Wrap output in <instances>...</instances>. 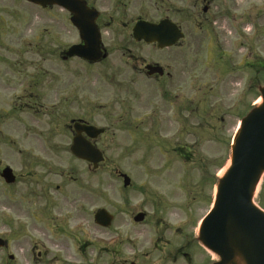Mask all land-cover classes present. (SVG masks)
Returning a JSON list of instances; mask_svg holds the SVG:
<instances>
[{"label": "flooded vegetation", "instance_id": "obj_1", "mask_svg": "<svg viewBox=\"0 0 264 264\" xmlns=\"http://www.w3.org/2000/svg\"><path fill=\"white\" fill-rule=\"evenodd\" d=\"M64 1L74 4V9L65 4L35 5L46 12L51 29L54 24L61 28L60 24L69 23L72 29L66 32L76 38L58 53L51 50L50 56L57 53L63 62L79 61L87 72L96 73L94 83L105 86L114 101V110L106 115L105 132L92 142L100 146L103 136L122 128L138 135L142 151V208L130 214L134 237L127 232L120 241L113 238L107 247L101 246L109 257L104 264H212L214 256L198 240V228L212 205L232 136L258 103L264 86V0ZM74 15L85 23L83 30L73 25ZM141 21L166 23L168 30L160 33L172 41L161 45L137 39L134 27ZM51 29L47 31L50 39ZM97 36L105 54L100 59L67 56L71 45ZM91 67H98L97 72ZM23 105L34 108L29 102ZM79 106L81 114L66 122L70 138L75 121L102 126L94 106L83 101ZM0 137L16 146L13 136L1 129ZM48 144L43 141L40 149ZM6 165L0 164V173ZM15 175L14 183L0 176L4 188L20 183L21 175ZM18 194H14L17 199ZM62 199L52 198L51 208H70ZM1 205L0 264H98L81 260L76 252L67 254V240L49 244L35 238V232L42 233L41 226H22ZM28 205L19 204V212L26 217L31 211L33 223L41 222L36 216H45L64 239L69 234L77 238L81 230L77 214L68 211L61 221L45 204L30 209ZM138 213L143 214L140 219H136ZM93 216L95 221V212ZM115 220L113 214L108 227L95 223L112 229Z\"/></svg>", "mask_w": 264, "mask_h": 264}, {"label": "rangeland", "instance_id": "obj_2", "mask_svg": "<svg viewBox=\"0 0 264 264\" xmlns=\"http://www.w3.org/2000/svg\"><path fill=\"white\" fill-rule=\"evenodd\" d=\"M46 17V12L33 4L0 0V129L16 140L14 148L0 142V164L11 165L21 175L20 183L8 190L0 178V189H5L0 195V205L6 206L9 212H5L11 213L22 226H41L42 233L35 232V238L49 240V244L59 238L67 240V254L76 252L85 262L104 264L109 257L101 246L107 247L113 238L120 241L127 232L134 237L130 214L142 208L143 201L139 138L135 132L122 128L103 136L100 147L106 161L97 170L72 156L68 145L65 147L64 142L70 145L72 141L66 122L83 110L79 101L94 106L97 121L102 126H105L107 112L114 110V101L105 86L94 83L96 73L87 72L77 60L63 62L58 57L59 50L67 48L76 38L66 32L72 29L69 23L60 24L61 28L54 24L51 29L53 23H48ZM50 29L54 33L52 39L47 32ZM50 51L57 53L50 56ZM79 67L82 70L76 71ZM97 68L91 67V70L97 72ZM31 92L35 96L29 99L26 95ZM26 102L34 108H20ZM0 140L11 141L4 137ZM43 141L49 143L45 150L40 149ZM29 153L31 156L26 158ZM119 171L131 177L129 187H124ZM45 186L47 189L42 191ZM15 193H19V199ZM52 198H63L62 201L71 206L61 211L52 209ZM255 200L264 208V177ZM27 203L29 209L42 204L49 206L52 214L59 215L55 219L61 221L68 211L77 214L75 220L81 228L77 238L72 239L69 234V239H64L45 216H36L44 224L33 223L31 211L26 217L19 212V204ZM98 208H105L116 216L114 228L95 223L93 215ZM100 235L105 240H100Z\"/></svg>", "mask_w": 264, "mask_h": 264}, {"label": "water", "instance_id": "obj_3", "mask_svg": "<svg viewBox=\"0 0 264 264\" xmlns=\"http://www.w3.org/2000/svg\"><path fill=\"white\" fill-rule=\"evenodd\" d=\"M45 5L46 0H30ZM73 21L78 24L74 17ZM156 25L139 23L135 33L148 40H161ZM86 45H74L69 55H81L90 59L99 52V39L85 37ZM263 101L242 121L234 139L231 163L221 178L214 206L203 220L200 239L214 252L219 260L213 264H264V210L254 203L255 190L264 173V87L261 89ZM77 134L71 151L79 158L94 163V167L104 159L103 153L82 135L85 131L91 137L104 131L95 126L76 125ZM3 176L13 181L9 169ZM130 179L125 175V185ZM143 215L139 214L136 219ZM112 216L100 209L96 220L108 226Z\"/></svg>", "mask_w": 264, "mask_h": 264}]
</instances>
